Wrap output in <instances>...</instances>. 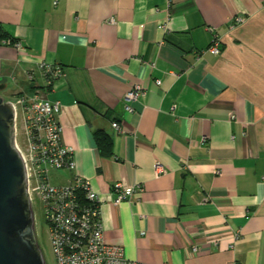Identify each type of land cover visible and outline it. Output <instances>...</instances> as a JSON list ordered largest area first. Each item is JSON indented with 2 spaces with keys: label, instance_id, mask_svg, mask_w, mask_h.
I'll return each mask as SVG.
<instances>
[{
  "label": "crops",
  "instance_id": "crops-1",
  "mask_svg": "<svg viewBox=\"0 0 264 264\" xmlns=\"http://www.w3.org/2000/svg\"><path fill=\"white\" fill-rule=\"evenodd\" d=\"M0 29V85L62 104L108 244L140 264H264V0H0ZM41 62L64 72L53 88ZM116 183L135 191L117 206Z\"/></svg>",
  "mask_w": 264,
  "mask_h": 264
},
{
  "label": "built area",
  "instance_id": "built-area-1",
  "mask_svg": "<svg viewBox=\"0 0 264 264\" xmlns=\"http://www.w3.org/2000/svg\"><path fill=\"white\" fill-rule=\"evenodd\" d=\"M242 22L241 18L234 20L235 25ZM114 23V19L110 20V24ZM220 41L219 36L213 35L207 52L220 55ZM14 45L22 56L30 59L24 46L20 43ZM39 69L48 89L65 76L59 66L46 62H41ZM26 75L30 81L35 79L31 72ZM157 84L161 85V81ZM144 95L141 86L130 90L124 98L126 111L132 113L133 104ZM14 99L11 103L15 109L17 147L25 163L28 195L32 205L36 200L44 205L45 223L57 264H140L128 259L122 247L110 245L105 240L101 195L89 179L75 173L74 149L63 141L62 104L49 100L41 88L21 93ZM20 125L23 127L24 147L19 143ZM113 128L117 132L120 130L117 123ZM60 172L70 174V177L55 175ZM160 173L156 167V176ZM53 179L62 180L54 184ZM113 190L116 206L135 192L134 188H126L121 183H116ZM198 252V248L193 249L194 254Z\"/></svg>",
  "mask_w": 264,
  "mask_h": 264
},
{
  "label": "water",
  "instance_id": "water-1",
  "mask_svg": "<svg viewBox=\"0 0 264 264\" xmlns=\"http://www.w3.org/2000/svg\"><path fill=\"white\" fill-rule=\"evenodd\" d=\"M0 85V264H46L36 244L25 163L17 147L15 109Z\"/></svg>",
  "mask_w": 264,
  "mask_h": 264
},
{
  "label": "rangeland",
  "instance_id": "rangeland-1",
  "mask_svg": "<svg viewBox=\"0 0 264 264\" xmlns=\"http://www.w3.org/2000/svg\"><path fill=\"white\" fill-rule=\"evenodd\" d=\"M3 98L6 101L13 102L15 99L13 96H11V93L9 89H6L3 91ZM19 143L22 145V147L25 146V140L23 135V127L22 125L19 126ZM56 176H59L61 178L62 176L66 177L67 174H63L62 172L55 174ZM62 180V179H61ZM61 180L53 179V183H60ZM35 207V213L37 215L39 230H38V238L41 246L42 253L44 255V259L46 264H57L56 257L54 255L52 244H51V237H50V231L45 223V208L41 201L36 200L34 203Z\"/></svg>",
  "mask_w": 264,
  "mask_h": 264
},
{
  "label": "trees",
  "instance_id": "trees-1",
  "mask_svg": "<svg viewBox=\"0 0 264 264\" xmlns=\"http://www.w3.org/2000/svg\"><path fill=\"white\" fill-rule=\"evenodd\" d=\"M1 32L2 31L0 29V39L4 37V35H2ZM94 139L100 153L104 156H110L112 153L111 152L112 141L110 136L104 131H97L94 135Z\"/></svg>",
  "mask_w": 264,
  "mask_h": 264
},
{
  "label": "flooded vegetation",
  "instance_id": "flooded-vegetation-1",
  "mask_svg": "<svg viewBox=\"0 0 264 264\" xmlns=\"http://www.w3.org/2000/svg\"><path fill=\"white\" fill-rule=\"evenodd\" d=\"M33 207V211H34V216H35V237H36V244L39 246V248L41 249V246H40V242H39V238H38V230H39V225H38V220H37V215L35 213V207L34 205H32Z\"/></svg>",
  "mask_w": 264,
  "mask_h": 264
}]
</instances>
